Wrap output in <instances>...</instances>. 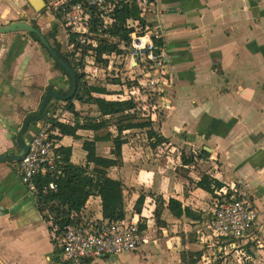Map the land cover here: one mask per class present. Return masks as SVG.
Listing matches in <instances>:
<instances>
[{"label":"crops","instance_id":"0c3cea01","mask_svg":"<svg viewBox=\"0 0 264 264\" xmlns=\"http://www.w3.org/2000/svg\"><path fill=\"white\" fill-rule=\"evenodd\" d=\"M151 1L142 17L148 29L161 32L165 52L162 70L147 74L162 75L154 98L160 112L156 116L160 118L153 117V128L168 139V143L154 150L144 141L145 134L139 136L127 131L124 136L128 142L122 148L118 167L111 172L112 177L123 181L125 200L128 195L131 197L130 207L126 204L127 212L130 209L128 215H140L146 225L148 240L137 251L139 260L132 264H148L152 258H157L160 264H210L215 260L207 262L206 257L210 250L214 251L213 245L203 250L201 230L205 221L175 220L165 209L162 217L172 228L160 227L153 215L151 220L144 212L145 204L156 208L153 199L157 196L162 197L165 204L170 198H176L207 218L213 210L214 196L197 186L205 175H211L223 183V187L249 185L260 215L255 233L261 242L260 246L254 243L249 246L254 244L259 248L251 250L252 255L263 253L264 0ZM45 12L48 17L41 16ZM25 19L36 21L44 30L53 17L48 9L35 11L27 0H0V25L17 24ZM17 40L25 45L23 50ZM120 49H125L124 43L120 44ZM116 59L118 69L125 71L123 63L129 59L128 52L123 59L119 56ZM111 61L106 65L98 63L101 66L96 74L85 73V82L105 88L107 94L102 97L121 99L118 98L121 91L132 85L124 84L122 71L115 78L118 84L99 80L104 72L111 77L114 70L107 69ZM58 74L62 76L25 33L0 34V156L15 154L14 158L19 159L24 154L18 144L23 135L24 118L39 106L50 82L55 87L58 85ZM127 74L131 77L129 71ZM145 79L140 78V81ZM115 85H118V93ZM65 103L55 101V112L50 119L66 121L57 114ZM95 106L96 111L89 116L100 119L103 114ZM69 116L72 117L70 111ZM102 131V128L80 130V139L61 135V145L72 148L74 163L86 164L84 142L102 135ZM107 132L116 135L115 127ZM112 145L111 141L98 142V154L116 159ZM197 151L205 160L199 161L197 166L186 165L183 153ZM15 166L13 160L0 158V264H47L44 243L48 242L49 235L41 218L43 215L36 204V195L23 184ZM141 195L145 196V202L139 214L134 206ZM95 199L99 208L87 205L86 209H93L94 214L102 216L101 200ZM177 225L186 226L189 231L173 235ZM188 253L195 255L193 261L188 259ZM198 254H201L200 259ZM251 254L246 252V259L252 260ZM108 262L122 264L119 258L91 264ZM53 264H58L56 253Z\"/></svg>","mask_w":264,"mask_h":264},{"label":"trees","instance_id":"16d2710c","mask_svg":"<svg viewBox=\"0 0 264 264\" xmlns=\"http://www.w3.org/2000/svg\"><path fill=\"white\" fill-rule=\"evenodd\" d=\"M142 14L139 4L130 0H122L110 13L93 14L92 26L89 28L94 38L90 37V39L96 40L97 47L92 48L96 52L98 62L106 65L111 59V55L116 58L119 56L120 60L124 58L127 54L126 49L131 43L132 34L135 32L128 22L132 20L144 25L145 21ZM114 40H117L118 43H115ZM71 42L74 44L76 51L82 48L78 43L77 34L72 35ZM121 43H124L125 46L123 50L120 49ZM82 54L84 55V53ZM80 66L82 68V65ZM107 80L111 84H118V78L110 79L107 77ZM124 84L127 85L128 83ZM131 87L132 85H128L127 90L121 91V96H118L121 99H107L102 97L107 94L105 88L87 85L85 74L76 72L72 79L70 92L61 96L57 93V96L53 95L56 99L66 101L67 109L72 113V117L64 122L56 118L48 120L52 128L58 130L63 136L80 139L78 134L80 130L96 131L109 122L116 129V135L108 132L104 135H95L92 140L84 142L86 164L74 163L72 148L60 144L56 151L61 156V161L58 163L55 173L47 172L35 177L33 182L37 190L35 195L38 209L56 237H59L64 225L86 213L88 202L95 197L101 200L102 216L105 220H122L128 215L125 185L122 180L111 176V172L119 165L122 148L128 142V139L124 136L127 131H141L146 135L150 147L154 150L168 143V139L153 128V112L151 111L150 115L147 116L146 112L143 111L145 104L141 100H136L138 94L143 92V88H140L138 92H134ZM82 92L85 97L81 96ZM92 94H96L97 97H93ZM142 94L144 97V93ZM83 98H86V103L96 104L99 107L103 114L100 119L92 116L85 118L84 115L78 113L74 101H82ZM146 104H155L154 99ZM140 112L143 113V117L139 114ZM155 112L157 115L158 111ZM103 116H109V119H103ZM110 141L113 144L112 152L116 159L101 156L97 152L98 142ZM182 158L184 163L189 166H197L199 161L205 160V157L198 151L188 153V155L183 153ZM51 182L56 185V189L44 193V188ZM197 186L214 196L216 190L221 189L224 185L211 175H205L197 183ZM144 202L145 196L141 195L134 206L136 213H142ZM158 202L157 200L153 217L160 227L172 228V224H169L162 217L165 209L175 220L189 218L198 222H208L213 216L210 213L205 218L203 213L192 211L176 198H170L166 204L164 200ZM145 227V224L141 225L142 230ZM251 247L255 246L251 245L245 248L248 254L252 253ZM58 254L59 249L57 248L56 257ZM223 254L225 253L221 252L222 257ZM198 257L200 259L201 254H198Z\"/></svg>","mask_w":264,"mask_h":264},{"label":"built area","instance_id":"2783aa9c","mask_svg":"<svg viewBox=\"0 0 264 264\" xmlns=\"http://www.w3.org/2000/svg\"><path fill=\"white\" fill-rule=\"evenodd\" d=\"M48 10L64 23V33L71 49L73 34L78 35V40L90 33L91 19L95 13L112 12L122 0H45ZM141 7L142 13L147 10L151 0H130ZM129 26L135 32L132 34L131 43L127 47L129 59L123 63L125 71L115 69L111 61L107 69H113L115 76L123 72L124 83L136 81L132 84V91L138 92L136 100H141L145 105L143 110L151 112L153 104H146L157 95L161 85L162 75L157 77L147 76L149 72L162 70L165 52L161 32L156 29H148L146 24L137 21H129ZM84 40V39H81ZM115 41V40H114ZM80 42V43H79ZM86 41H78L85 44ZM118 42V41H117ZM82 46V45H81ZM84 47V46H83ZM80 51L89 56L82 65V73L96 74L100 70L96 52L93 48ZM90 50V51H89ZM94 51V53H93ZM88 57V56H87ZM105 70V69H104ZM131 74L128 77L127 72ZM146 77L144 82L140 78ZM127 92V91H126ZM150 106V107H148ZM61 133L53 129L49 122L43 124L32 140L28 153L15 166V170L23 184L34 194L37 190L34 186L35 177L47 172L55 173L61 156L56 148L61 144ZM56 185L51 182L44 188V193L55 190ZM212 218L205 223L201 230V241L218 246L219 251L235 253L246 257L245 248L250 243L257 246L261 242L257 239L256 228L260 219L259 211L255 205L253 194L249 185H234L216 190L213 197ZM140 215L126 216L122 220H105L103 216H97L88 212L82 217L71 220L63 226L59 237L51 231L55 251L59 249L56 260L61 264H85L95 262L103 258L118 257L124 253L138 251L148 240L146 229H141L144 221ZM51 229V228H50ZM57 242V244H56ZM253 244V245H254ZM251 246V245H250Z\"/></svg>","mask_w":264,"mask_h":264},{"label":"flooded vegetation","instance_id":"af4514ba","mask_svg":"<svg viewBox=\"0 0 264 264\" xmlns=\"http://www.w3.org/2000/svg\"><path fill=\"white\" fill-rule=\"evenodd\" d=\"M45 9L39 12H44L47 7V3L44 0ZM36 4L41 7V2L36 1ZM50 12V11H49ZM46 13V12H45ZM41 14V16L48 17L46 14ZM51 17H53L52 22L49 25H45L44 30L41 28L40 25L37 24L36 21H29L24 20L21 23H9L7 26L0 25V34L8 33L11 31H21L25 33L26 36H29L31 40L37 43V46L45 55V58L56 68L59 69L60 73L62 74V82L67 89L66 93L61 92L58 90L54 83L50 82V86L42 96L41 100H39V106L30 111L24 118L23 126H22V134L21 139L19 141V149L24 153V147L30 146L32 140L34 139L35 135L41 129L44 123L48 122L50 118L54 115V103L57 100L53 95L59 94L66 95L70 92L72 86V79L75 76L76 72H80L79 64L73 61L70 45L67 43L64 33V23L58 19L56 14L50 12ZM46 19V18H45ZM47 24V23H46ZM25 26H28L29 29H25ZM42 39V40H41ZM25 43V42H24ZM21 44V43H20ZM57 96V95H56ZM50 97V100H49ZM45 116L43 117V115ZM15 154H4L1 155L0 158L2 160L8 159L13 160L15 164H17L20 160L15 159ZM39 208V207H38ZM137 252V251H136ZM135 253V252H132ZM117 259V257L112 258H103L101 260H113ZM58 264H61L59 260L57 261ZM92 262H87L85 264H91Z\"/></svg>","mask_w":264,"mask_h":264},{"label":"rangeland","instance_id":"374dc122","mask_svg":"<svg viewBox=\"0 0 264 264\" xmlns=\"http://www.w3.org/2000/svg\"><path fill=\"white\" fill-rule=\"evenodd\" d=\"M90 37H93L94 38V35H87V36H85V37H82V38H80L78 41H86L85 42V44H81L82 46L81 47H83L84 48V51H85V49H86V51H88V49H91V47H93V44H96V40H94V39H90ZM81 39H84V40H81ZM24 40V39H23ZM13 41V40H12ZM16 43H18V45H20V47L22 48V50H23V48H24V44L22 45V44H20L19 42H18V40L16 41ZM21 43H22V41H21ZM80 43V42H79ZM72 52H73V54H72V57H73V61L74 62H76L77 64H80V65H84V63H85V61L86 60H89V56L92 54V52L90 51V52H88V54L87 55H83L82 54V52L80 51V50H75V48L74 49H72L71 50ZM93 53H94V51H93ZM88 56V57H87ZM110 60H112L113 62H114V64H115V69H118V59H116V57L114 56V55H111V59ZM79 65V67H81ZM81 71H82V69H81ZM59 75V74H58ZM114 75V76H113ZM109 76V74H108V72L106 73V72H104L102 75H100L99 76V80L101 81H103V82H106V83H108V84H111L110 82H108V80H107V77ZM116 77H118V76H115V74H114V72H112L111 73V77L110 78H116ZM127 83L128 84H135L136 83V81H134V82H129V81H127ZM108 84H106V85H108ZM87 85H89V84H87ZM112 85V84H111ZM116 86V90H115V92L116 93H118V85H115ZM49 87H51V86H49ZM56 88L58 89V90H60L61 92H63V93H66L67 92V89H65V87H64V85H63V82H62V76H60L59 75V80H58V85L56 86ZM47 89V88H46ZM46 89H44V90H46ZM84 93L82 92V95H83ZM84 96V95H83ZM85 97V96H84ZM86 101V98H83V100L82 101H79V100H76V103H75V107H76V110L78 111V113H80V114H82V115H84V117L85 118H87V117H89V115H91V112L93 111V112H95L96 111V106L95 105H92V104H89V103H86L85 102ZM60 105H63V102L60 104ZM150 106H152V112H153V117L154 116H156V112L154 113V111H158L159 112V110H158V108H156L155 107V104H153V105H150ZM150 106H148V107H150ZM68 108V105H67V103H65L64 104V106L63 107H60L59 109H58V115H59V117L60 118H62V119H64V118H66V119H69V110L67 109ZM144 110H145V108H144ZM143 110V111H144ZM160 113V112H159ZM142 117H143V113L142 112H140L139 113ZM146 115L147 116H149L150 115V112H147V110H146ZM146 116V117H147ZM157 120L160 118V117H155ZM103 119H109V116H103ZM113 122V121H112ZM110 123V122H109ZM106 124L105 126H103L102 127V135H104V134H106V133H108L107 132V130L108 129H110V128H112V127H114L113 126V124L111 123V124ZM136 133V135H141V134H143L141 131H136L135 132ZM143 137H140V139H142ZM147 137H145V139H144V141L146 142V143H148L147 142ZM140 141V140H139ZM142 141V140H141ZM140 141V142H141ZM84 149V148H83ZM189 153H192V152H189ZM145 160V159H144ZM128 197L129 198H131L129 195H128ZM95 198H97V197H95ZM95 198H92L91 200H90V202H89V204H88V206L90 207V208H99V206L98 205H96V203L98 202V199H95ZM127 199L126 200V204H127V207H130V205H131V202L132 201H130V199ZM153 199V198H152ZM153 200H158L159 202L158 203H160V201H162L163 200V198L162 197H155ZM134 203V202H133ZM134 205V204H133ZM149 204H145V207L144 208H146L145 210H144V212H146L145 214L146 215H149V219H151L152 220V216L151 215H153V211H152V213H151V209L152 210H154L155 208L152 206V208H149V206H148ZM93 209H89V210H87L88 212H91V213H93ZM128 213H130V209L128 210ZM129 216V215H128ZM154 225V224H153ZM156 227V226H155ZM185 229V230H184ZM187 229H189V228H187L186 226H184V227H180V225H177L176 226V228L174 229V233H172L173 235H175V233L176 234H178V233H181V232H183V231H186ZM191 230H192V228H190ZM187 231H189V230H187ZM200 241V240H199ZM201 243V242H200ZM211 244L210 243H204L202 246H203V250L206 248V249H209V246H210ZM257 245V244H256ZM208 248H207V247ZM259 250V248H257V247H253V248H251V250ZM205 249V250H206ZM213 249H214V251L213 250H210V254L208 253V255L206 256L207 257V262H208V260L209 261H211V260H213V258H215V260H213L210 264H213V262H214V264L215 263H220V264H264V252L262 253V251H260V253H256V254H251V258H253L252 260H248V259H246L247 257H248V255H246V257H243V256H241V255H237V254H235V253H228V254H223V257H222V255H221V253H220V251H219V247L218 246H216V247H213ZM209 251V250H208ZM255 252H257V251H255ZM224 253V252H223ZM189 254H191L190 255V257H189ZM212 254V255H211ZM234 254V255H233ZM132 256H135V258H133ZM139 254H138V252H135V253H127V254H121V255H119L118 257H117V259L119 258L120 260H121V262H122V264H132V262H135V261H137V260H139ZM212 256V257H211ZM194 257H195V255H193L192 253H188V259H190L191 261H193L194 260ZM166 259V258H165ZM159 260V259H158ZM149 261H150V263H148V264H160V263H158V261H157V258L156 259H154V258H152V259H149ZM202 262V261H201ZM107 264H113V263H110V262H108ZM116 264H118V263H116ZM146 264H147V262H146ZM179 264V263H178ZM203 264V263H202Z\"/></svg>","mask_w":264,"mask_h":264},{"label":"water","instance_id":"95a60500","mask_svg":"<svg viewBox=\"0 0 264 264\" xmlns=\"http://www.w3.org/2000/svg\"><path fill=\"white\" fill-rule=\"evenodd\" d=\"M36 1H40L42 4H41V7H39L37 4H36ZM28 4L30 5V7H32L35 11H42L45 9V3H44V0H27ZM25 29H29L28 26H25ZM42 40V39H41ZM28 150H29V147L26 146L24 147V154L17 160H21L23 159L26 154L28 153ZM37 204V202H36ZM42 220L45 222V225H46V229H47V232H48V242L44 243V254H45V257H46V261H47V264H53L54 263V259H55V246H54V243H53V240H52V235H51V229H50V225L48 224V222L44 219V217L42 216L41 217ZM96 262V261H95ZM94 263V262H93Z\"/></svg>","mask_w":264,"mask_h":264}]
</instances>
